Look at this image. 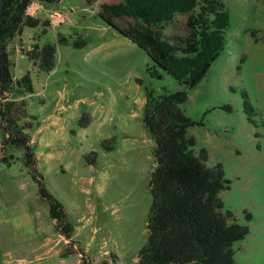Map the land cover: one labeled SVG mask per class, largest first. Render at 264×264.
Listing matches in <instances>:
<instances>
[{
    "label": "rangeland",
    "instance_id": "obj_1",
    "mask_svg": "<svg viewBox=\"0 0 264 264\" xmlns=\"http://www.w3.org/2000/svg\"><path fill=\"white\" fill-rule=\"evenodd\" d=\"M222 1L230 13L227 43L195 87L168 73L152 77L148 67L154 62L147 52L108 26L86 0H64L61 19L66 24L52 25L41 37L42 44L57 46L51 73L34 67L26 54L38 43L42 26L27 27L8 44L14 78L33 71L35 93L28 101L39 119L32 136L44 183L74 225V249L81 246L97 264H136L148 241L156 142L144 123L145 104L149 91L160 96L182 89L188 93L183 110L202 122L188 129L197 141L195 153L206 149L208 166L222 164L232 181L220 192L224 211L249 226L246 238L235 244L234 264H264V0ZM59 34L71 41L83 39L86 45L58 43ZM244 91L254 114L244 108ZM88 119L90 124L81 127ZM2 138L0 131V146ZM110 138L113 150L102 146ZM91 151L97 152L93 165L86 159ZM11 152L12 166L0 161V226L31 258L42 236L34 233L55 221L19 158L21 152ZM53 230L57 238L62 235L55 224ZM60 243L64 249L69 246L63 239ZM76 257H55L43 264H71Z\"/></svg>",
    "mask_w": 264,
    "mask_h": 264
},
{
    "label": "trees",
    "instance_id": "obj_2",
    "mask_svg": "<svg viewBox=\"0 0 264 264\" xmlns=\"http://www.w3.org/2000/svg\"><path fill=\"white\" fill-rule=\"evenodd\" d=\"M34 0H0V161L12 166L15 155L32 179L38 194L47 202L55 228L68 239L61 256L79 254L80 264H97L81 246L75 248L74 225L63 203L46 187L32 144L36 117L29 111L28 96L34 93L32 69L15 79L8 49L9 42L23 34L25 27L42 26L37 39L48 32L49 19L28 13ZM58 4L61 0H37ZM97 8L99 16L124 36L144 49L154 65L149 74L161 79L172 75L187 87L197 86L224 50L230 13L222 0H117L99 3L86 0ZM58 43L83 47V39L71 41L60 34ZM26 54L33 66L50 72L56 67L57 46L35 43ZM243 105L255 113L248 94ZM188 100L187 90L155 96L148 92L144 123L155 139L156 167L149 186L153 202L148 217V241L139 250L136 264H234L235 244L249 233V226L239 223L230 210L224 211L220 192L230 188L222 164L208 166V153L196 155V138L188 134L191 126L202 124L189 117L182 108ZM224 108L231 110L230 105ZM83 118L87 119L85 115ZM90 123L81 121V127ZM113 138L102 146L113 150ZM88 164L96 163L97 152L86 155ZM251 219V215L248 214Z\"/></svg>",
    "mask_w": 264,
    "mask_h": 264
},
{
    "label": "crops",
    "instance_id": "obj_3",
    "mask_svg": "<svg viewBox=\"0 0 264 264\" xmlns=\"http://www.w3.org/2000/svg\"><path fill=\"white\" fill-rule=\"evenodd\" d=\"M63 1L64 0H61V2L58 4L47 5V4L40 3L39 1L36 0V2H34L35 5H32V6L30 5V7L28 8V13L33 15V16L40 17L42 19L48 18L51 22L50 27L52 25L63 26L64 24H66L65 20L61 19L63 17L62 15H64V13H65L63 10L64 8L62 7ZM59 5H61V6H59ZM36 6H41V7H39L38 11H35ZM43 14H45V15H43ZM26 28L27 27H25L23 33L26 32ZM49 28H48V30H49ZM22 36H23V34H22ZM36 42H38L40 45H42V39L41 38L39 40L36 39ZM52 71H50V72L45 71V72L51 73ZM33 81H34V88H35L34 76H33ZM34 93H35V90H34ZM38 93H43V91H39ZM33 94H31V95H33ZM31 95H29V96H31ZM43 102L44 101H42V103ZM57 110L55 111L56 112L55 114H57L59 112V111L57 112ZM29 111L31 114H33L36 117L35 126H34V129H35V127H37L39 125V119H38V116L36 114L31 112L30 105H29ZM32 144L34 146L33 136H32ZM35 153H36V156L38 158L36 150H35ZM53 227H54V224H53V226L49 227L48 229H45V231L44 230L43 231L37 230L34 233L35 235L42 234V236L40 235L39 242L36 245H34L33 249L31 250L32 253H34V256L29 258L23 254L22 245L20 246V244L18 242H16L15 239H10L9 235L7 233H5V231H3V227L0 226V264H43L45 260H49V259L55 258V257H59V258H61V261H65L64 257L61 256V253L63 252V249H64V244L60 243V241L63 239L66 243L68 240H66V238H64V236H62V235L61 236L58 235V238H57V236L54 233ZM60 244H62L61 247L58 246ZM76 255H77L76 259L71 261V264H80V262H81L80 255H78V254H76ZM67 256H65V257H67Z\"/></svg>",
    "mask_w": 264,
    "mask_h": 264
},
{
    "label": "water",
    "instance_id": "obj_4",
    "mask_svg": "<svg viewBox=\"0 0 264 264\" xmlns=\"http://www.w3.org/2000/svg\"><path fill=\"white\" fill-rule=\"evenodd\" d=\"M108 26H110L111 28L115 29L117 32H119L120 34H122V32H120L119 30L116 29V27H114L113 25L107 24ZM123 35V34H122Z\"/></svg>",
    "mask_w": 264,
    "mask_h": 264
}]
</instances>
